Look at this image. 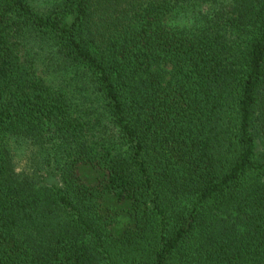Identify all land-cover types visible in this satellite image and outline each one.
I'll return each instance as SVG.
<instances>
[{
	"label": "trees",
	"instance_id": "16d2710c",
	"mask_svg": "<svg viewBox=\"0 0 264 264\" xmlns=\"http://www.w3.org/2000/svg\"><path fill=\"white\" fill-rule=\"evenodd\" d=\"M0 264H264V0H0Z\"/></svg>",
	"mask_w": 264,
	"mask_h": 264
},
{
	"label": "rangeland",
	"instance_id": "374dc122",
	"mask_svg": "<svg viewBox=\"0 0 264 264\" xmlns=\"http://www.w3.org/2000/svg\"><path fill=\"white\" fill-rule=\"evenodd\" d=\"M44 53H45V52H44ZM44 53L42 54V59H44V57H45V54H44ZM39 55H40V54H39ZM39 55H36V56L34 57V61H35L34 63H35V65H37V67H38V66H42V65H41L42 63H39V62H38V56H39ZM42 68H43V67H42ZM22 153H23V152H22ZM24 154L26 155V153H24ZM17 159H18V158H17ZM18 160H19V159H18ZM18 162H19V161H18ZM24 163H25V162H24Z\"/></svg>",
	"mask_w": 264,
	"mask_h": 264
}]
</instances>
